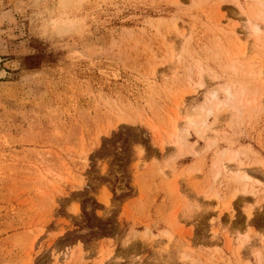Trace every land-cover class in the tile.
Returning a JSON list of instances; mask_svg holds the SVG:
<instances>
[{
  "label": "rangeland",
  "instance_id": "rangeland-1",
  "mask_svg": "<svg viewBox=\"0 0 264 264\" xmlns=\"http://www.w3.org/2000/svg\"><path fill=\"white\" fill-rule=\"evenodd\" d=\"M262 16L0 0V264H264Z\"/></svg>",
  "mask_w": 264,
  "mask_h": 264
},
{
  "label": "bare ground",
  "instance_id": "bare-ground-1",
  "mask_svg": "<svg viewBox=\"0 0 264 264\" xmlns=\"http://www.w3.org/2000/svg\"><path fill=\"white\" fill-rule=\"evenodd\" d=\"M261 12V11H260ZM263 13V12H262ZM262 13H261V15H262ZM252 14V13H251ZM255 14V13H254ZM258 14H259V12H258ZM256 15V19H257V16L259 17V15ZM261 17V16H260ZM263 17V16H262ZM264 18V17H263ZM260 20V19H259ZM257 21V20H256ZM261 21H263L264 22V20H261ZM249 22H251L250 20H249ZM256 23V22H255ZM252 29H253V32H254V35L256 34V36L258 35V34H260L261 33V35L259 36L258 35V39L259 40H261L260 38H262L263 39V41H264V29H263V31H261L262 29H260V27L258 26V24L256 25V24H253L252 23ZM236 30V29H235ZM236 37V36H235ZM237 38L238 39H240V36L239 35H237ZM264 43V42H263ZM243 50V49H242ZM244 51V50H243ZM228 94V93H227ZM230 94V93H229ZM212 96H214V98H216L217 97V95H216V93H213V95ZM210 111V110H209ZM189 121L190 122H192L193 123V121L194 120H192V118H189ZM227 167V166H226ZM229 170H231V169H229V168H227V171H229ZM238 171V170H237ZM241 176H243V178L244 177H246V175L244 174V175H241ZM251 214V213H250Z\"/></svg>",
  "mask_w": 264,
  "mask_h": 264
},
{
  "label": "crops",
  "instance_id": "crops-1",
  "mask_svg": "<svg viewBox=\"0 0 264 264\" xmlns=\"http://www.w3.org/2000/svg\"><path fill=\"white\" fill-rule=\"evenodd\" d=\"M119 264H123V262L119 263Z\"/></svg>",
  "mask_w": 264,
  "mask_h": 264
}]
</instances>
